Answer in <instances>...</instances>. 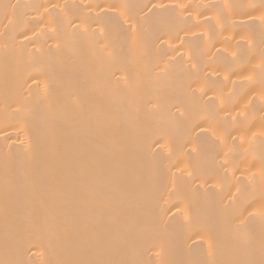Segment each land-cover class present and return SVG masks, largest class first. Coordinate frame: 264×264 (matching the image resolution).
<instances>
[{
	"label": "bare ground",
	"instance_id": "obj_1",
	"mask_svg": "<svg viewBox=\"0 0 264 264\" xmlns=\"http://www.w3.org/2000/svg\"><path fill=\"white\" fill-rule=\"evenodd\" d=\"M262 3L0 0V264H259Z\"/></svg>",
	"mask_w": 264,
	"mask_h": 264
},
{
	"label": "snow or ice",
	"instance_id": "obj_2",
	"mask_svg": "<svg viewBox=\"0 0 264 264\" xmlns=\"http://www.w3.org/2000/svg\"><path fill=\"white\" fill-rule=\"evenodd\" d=\"M155 7V6H154ZM255 7V6H254ZM260 7L264 8V3H262L260 5ZM69 264H73V262H69ZM232 264H257L256 261H248V262H239V261H236V262H232ZM259 264H264V258H262L260 261H259Z\"/></svg>",
	"mask_w": 264,
	"mask_h": 264
}]
</instances>
